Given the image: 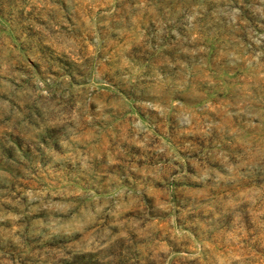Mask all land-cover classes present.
Masks as SVG:
<instances>
[{"label":"rangeland","instance_id":"374dc122","mask_svg":"<svg viewBox=\"0 0 264 264\" xmlns=\"http://www.w3.org/2000/svg\"><path fill=\"white\" fill-rule=\"evenodd\" d=\"M0 264H264V0H0Z\"/></svg>","mask_w":264,"mask_h":264}]
</instances>
